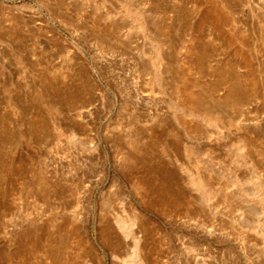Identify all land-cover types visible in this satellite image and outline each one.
I'll use <instances>...</instances> for the list:
<instances>
[{
    "label": "rangeland",
    "instance_id": "1",
    "mask_svg": "<svg viewBox=\"0 0 264 264\" xmlns=\"http://www.w3.org/2000/svg\"><path fill=\"white\" fill-rule=\"evenodd\" d=\"M129 199L152 234L117 227ZM120 241L264 264V0H0V264H121Z\"/></svg>",
    "mask_w": 264,
    "mask_h": 264
},
{
    "label": "bare ground",
    "instance_id": "2",
    "mask_svg": "<svg viewBox=\"0 0 264 264\" xmlns=\"http://www.w3.org/2000/svg\"><path fill=\"white\" fill-rule=\"evenodd\" d=\"M137 139V138H136ZM134 141H136V140H134ZM134 141H133V143H134ZM132 142H130V144H131ZM132 143V144H133ZM135 144V143H134ZM134 146V145H133ZM137 146V145H136ZM95 147V146H94ZM131 147V146H130ZM132 148H135V147H131L130 149L132 150ZM92 149H93V147H92ZM94 150V149H93ZM95 150H96V148H95ZM130 150V152H133V150L131 151ZM135 150L136 151H138V147H137V149L135 148ZM134 150V151H135ZM91 151V150H90ZM96 151H98V150H96ZM135 151V152H136ZM92 152V151H91ZM138 155V154H137ZM102 161V160H101ZM93 162V161H92ZM91 162V163H92ZM94 163V162H93ZM127 163H130L131 165L133 164L132 162H128L127 161ZM126 163V164H127ZM98 165V164H97ZM131 165H127V166H131ZM132 166H134V164L132 165ZM90 167H91V165H90ZM129 168H131V167H129ZM92 175V174H91ZM97 176V175H96ZM88 177H89V175H88ZM99 177V176H98ZM83 180V179H82ZM81 180V181H82ZM85 180V179H84ZM83 180V181H84ZM88 180V179H87ZM75 182V181H74ZM136 182V181H135ZM134 182V183H135ZM148 182V181H147ZM134 183H133V186H134ZM137 184H140L139 182H136ZM136 184V192H138V194H139V192H141L142 194H144V196H146L147 194H146V190H145V188L144 187H142V188H140V186H138ZM60 185V184H59ZM62 185V184H61ZM74 185V184H73ZM141 185V184H140ZM154 185V184H153ZM162 185V184H161ZM165 185V184H164ZM62 186H64V185H62ZM151 186V185H150ZM71 187V186H70ZM73 187V186H72ZM89 187V186H88ZM88 187H87V189H88ZM132 187V186H131ZM162 187H164V186H162ZM62 188V187H61ZM64 188V187H63ZM63 188H62V190H63ZM74 188V187H73ZM72 188V189H73ZM150 188V187H149ZM71 189V190H72ZM84 189V188H83ZM90 189V188H89ZM133 189V188H132ZM135 189V188H134ZM132 190V191H135V190ZM154 189V188H153ZM143 190V191H142ZM73 191H75L74 189H73ZM72 191V192H73ZM76 191H77V189H76ZM79 191V190H78ZM118 191H120V190H118ZM124 191V190H123ZM148 191L150 192V190L148 189ZM162 191V190H161ZM85 193V195L84 196H82V194H81V196L84 198V199H86V203H87V205L88 206H83V208L81 207V206H76V203H78L79 201L77 200V199H79V198H74L73 196L75 195V194H72L71 193V196H72V198H74V199H76V200H74V201H76V203H75V206H73V210H72V213L71 214H73L72 216H74V217H72V218H74V219H76V220H78L79 222L82 220V222L81 223H79L80 224V226L82 225V224H84V226H86L87 225V223H88V219H89V216H90V214H89V212H91L92 211V209H93V197H92V193H93V190L91 189V190H86V191H84ZM110 192V191H109ZM116 192V191H115ZM114 192V193H115ZM111 193V192H110ZM117 194H118V192H116ZM121 193V192H120ZM152 193H153V191H152ZM77 194V193H76ZM123 193H121V195H122ZM146 194V195H145ZM105 195V194H104ZM111 196H112V194H110ZM113 195H115V194H113ZM155 195V194H154ZM106 196H108V195H106ZM130 196V195H129ZM141 196V195H140ZM139 195H138V198L140 197ZM143 196V195H142ZM142 196H141V199H143L142 198ZM76 197H79V196H76ZM103 197V196H102ZM120 197V196H119ZM164 197V196H163ZM81 198V197H80ZM101 198V197H100ZM108 198V197H107ZM112 198V197H111ZM121 198V197H120ZM145 198V197H144ZM104 199V198H103ZM110 199V198H109ZM141 199L139 198V201L142 203V201H141ZM146 199H148V198H146ZM150 199V198H149ZM148 199V200H149ZM102 200V199H101ZM115 200H117V202L119 201L118 199H115ZM114 200V201H115ZM145 200V199H144ZM152 200V199H151ZM154 200V199H153ZM161 200V199H160ZM72 201V200H71ZM104 201V200H103ZM127 202H126V204L128 205H126L125 207L127 208H125L126 209V211H124V212H126V218H123V220H122V218H120L121 216L122 217H125L124 215H122L121 214V211L122 210H118V212H119V214H121V215H118L117 216V218H116V223H117V227L119 228V229H121L124 233H125V235L127 236V235H131L132 237H134L135 236V231L133 230V228L135 227V225L136 224H132V226L130 225V227L127 225L128 224V222L131 220V221H139V226L140 227H142L143 228V231H146L147 233H148V235H150V233H149V231H151V229H149L148 231H147V229H148V224H149V221L146 219V218H143V216H141L140 214H137V212L135 213L133 210H132V207L130 206L132 203L130 202V199L129 200H126ZM159 201V200H158ZM83 202V201H82ZM85 202V201H84ZM120 202V201H119ZM122 202V201H121ZM150 202V201H149ZM70 202L68 201V203L67 204H69ZM74 203V202H73ZM102 203V202H101ZM112 203H114V202H112ZM123 203V202H122ZM140 203V204H141ZM143 203H144V201H143ZM145 203H147V202H145ZM145 203L144 204H142V205H145ZM164 203V202H163ZM81 204V203H80ZM99 204V203H98ZM104 204V203H103ZM103 204H101L100 206H102ZM108 204H109V201H108ZM148 204V203H147ZM149 205V204H148ZM109 206V205H108ZM147 206V205H146ZM150 206H151V204H150ZM162 206H164V205H162ZM96 207H98V206H96ZM102 207H104V209H105V207L106 206H102ZM144 209H149V208H146V207H144V206H142ZM160 207V206H159ZM165 207V206H164ZM163 207V208H164ZM171 207V206H170ZM109 208V207H108ZM154 208H156V207H154ZM162 208V209H163ZM166 208V207H165ZM72 209V208H71ZM107 209V208H106ZM124 209V210H125ZM150 209H153V208H150ZM174 209V208H173ZM164 210V209H163ZM169 210V209H168ZM172 210V209H171ZM69 211H71V210H69ZM154 211H156V210H154ZM165 211V210H164ZM116 214H118V213H116ZM116 214H115V216H116ZM82 215H83V217H82ZM120 216V217H119ZM91 217V216H90ZM108 219V218H107ZM106 219V220H107ZM77 221V222H78ZM107 221H109V220H107ZM107 223V222H106ZM112 225V224H111ZM106 226H108L107 228H110V230L112 229L113 230V228L110 226V224H109V222L106 224ZM152 226H154L153 225V223H152V225H151V227ZM82 227V226H81ZM80 227V228H81ZM139 227V228H140ZM83 228V227H82ZM153 229H156L155 227H152ZM137 229V228H136ZM145 229V230H144ZM156 232V231H155ZM152 234V233H151ZM146 235V234H145ZM147 236V235H146ZM153 236V235H152ZM128 237V236H127ZM135 238V237H134ZM148 239H149V237H148ZM134 242V241H133ZM131 243V242H130ZM137 244H138V241H137ZM129 244H126L125 242L123 243H121V241L120 242H116V245H115V253H116V255H115V257H114V259H116L117 261H119L120 260V262H121V264H124L125 263V261H126V259L123 257L122 258V255H124V254H122V253H120V251H119V249H120V247H121V249H126L127 248V246H128ZM138 246V245H137ZM134 249L132 250V254L133 255H131V253L129 254V255H131V256H134V255H136V253H138L137 252V250L135 249L136 247H133ZM129 249H127V251H128ZM138 250H140V249H138ZM121 252H123L122 250H121ZM138 255V254H137ZM125 256V255H124ZM130 256V257H131ZM137 258L139 257V256H136ZM137 258H135L136 260H137ZM128 260V259H127ZM135 260V261H136ZM139 261V260H138ZM135 263H137V262H135ZM134 263V264H135ZM139 264H140V262H139Z\"/></svg>",
    "mask_w": 264,
    "mask_h": 264
}]
</instances>
